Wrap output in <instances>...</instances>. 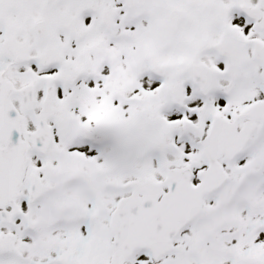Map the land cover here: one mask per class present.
I'll use <instances>...</instances> for the list:
<instances>
[{"label": "snow or ice", "instance_id": "snow-or-ice-1", "mask_svg": "<svg viewBox=\"0 0 264 264\" xmlns=\"http://www.w3.org/2000/svg\"><path fill=\"white\" fill-rule=\"evenodd\" d=\"M0 264H264V0H0Z\"/></svg>", "mask_w": 264, "mask_h": 264}]
</instances>
